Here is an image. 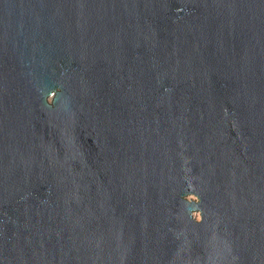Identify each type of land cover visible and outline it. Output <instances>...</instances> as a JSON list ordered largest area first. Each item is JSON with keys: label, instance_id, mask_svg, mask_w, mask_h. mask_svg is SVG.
Segmentation results:
<instances>
[{"label": "water", "instance_id": "obj_1", "mask_svg": "<svg viewBox=\"0 0 264 264\" xmlns=\"http://www.w3.org/2000/svg\"><path fill=\"white\" fill-rule=\"evenodd\" d=\"M0 264H264V0H0Z\"/></svg>", "mask_w": 264, "mask_h": 264}, {"label": "rangeland", "instance_id": "obj_2", "mask_svg": "<svg viewBox=\"0 0 264 264\" xmlns=\"http://www.w3.org/2000/svg\"><path fill=\"white\" fill-rule=\"evenodd\" d=\"M195 216L197 219H200V213H196Z\"/></svg>", "mask_w": 264, "mask_h": 264}]
</instances>
